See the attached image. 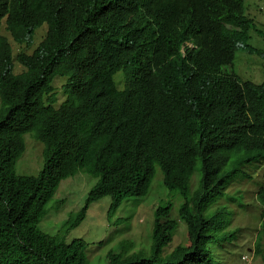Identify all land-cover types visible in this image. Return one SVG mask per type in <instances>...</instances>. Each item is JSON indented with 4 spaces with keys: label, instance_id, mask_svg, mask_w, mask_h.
Wrapping results in <instances>:
<instances>
[{
    "label": "trees",
    "instance_id": "obj_1",
    "mask_svg": "<svg viewBox=\"0 0 264 264\" xmlns=\"http://www.w3.org/2000/svg\"><path fill=\"white\" fill-rule=\"evenodd\" d=\"M1 1L3 11L10 17V31L16 33L27 25L39 27L34 10L22 14L12 0ZM38 1L47 7L53 0ZM235 27L238 29L231 32L232 45L227 52L232 56L240 49L255 53L249 44L252 27L240 21ZM6 43L0 34V264H89V243L82 238L66 243L59 240V234L78 227L90 205L106 196L112 199L109 219L127 199L147 197L159 171L170 192L176 183L188 185L190 178L182 171L195 168L199 159H206L208 154L205 148H199L182 158L188 143L199 132L212 130L218 137L224 135L223 139L234 136L236 152L264 149V108H257L251 117L243 116V122L235 119L226 125V133L219 134L215 74L220 64L215 53L202 62L194 78L193 84L206 92L203 100L187 101L173 82L160 87L154 95V86L147 85L148 99L137 105L140 122L133 124L122 109L136 105L137 99L119 92L102 68L90 64V58L72 42L60 48L52 45L53 54L47 61L55 66L26 77L12 73L13 52L9 45L4 46ZM17 60L24 63V56L20 54ZM58 74L68 77L64 88L72 97L55 110L45 106L44 96L52 91V80ZM148 79L143 71L141 80ZM247 85L251 101L259 102L264 97V86ZM169 103L180 107L166 106ZM117 116L122 121L115 126ZM242 124L252 130L240 128ZM145 128L159 132L144 135ZM29 133L44 144V169L37 176H21L15 171L27 149L25 135ZM80 170L100 178L86 205L75 218L64 221L58 235L44 232L39 225L49 213L51 199L62 181ZM170 204V200L166 202L158 215H165ZM162 236V222L157 218L151 236L152 258L142 249H135L131 238H123L106 256L100 254V264H105L106 259L108 264H164ZM105 244L103 241L98 245ZM167 261L187 264L182 259Z\"/></svg>",
    "mask_w": 264,
    "mask_h": 264
},
{
    "label": "clouds",
    "instance_id": "obj_2",
    "mask_svg": "<svg viewBox=\"0 0 264 264\" xmlns=\"http://www.w3.org/2000/svg\"><path fill=\"white\" fill-rule=\"evenodd\" d=\"M12 5L22 14L25 10H34L33 17L39 22L38 28L27 25L16 33L10 31V17L3 11L0 0V34L7 41L4 46L12 49L14 75L26 77L55 66L47 61L53 47L72 42L90 58V64L102 68L119 92L137 99L136 105L122 109L133 124L140 122L137 105L148 99L147 85L154 86V95L160 87L166 88L168 82H173L187 101L203 100L206 92L193 82L200 65L212 53L220 64L215 74V96L220 104L216 117L219 134L226 133V125L235 119L243 122V116L251 117L257 108H264V97L252 102L247 85L261 87L264 82L243 81L233 69L236 54L243 50H236L233 56L227 52L232 45L231 32L238 29L235 24L239 21L252 27L250 39L252 34L263 36L261 4L257 12L248 8L247 0H53L47 7L38 0H12ZM45 24L47 32H37ZM253 48L256 50L253 54H260ZM20 54L24 56V63L17 60ZM143 71L149 76L147 81L141 80ZM120 72L123 75L115 80ZM59 77L66 79L62 87L53 85ZM67 82V76L54 77L52 91L44 96L46 107L59 110L69 101L72 96L64 88ZM63 94L68 98L59 104L58 96ZM166 106L180 107L172 103ZM121 121L122 117L117 116L115 126ZM241 127L252 130L247 124ZM145 130L144 135L159 132ZM223 136L218 137L212 130L194 135L182 158L205 148L206 159H199L195 168L182 171L190 178L189 184L176 183L173 192L177 196L173 202L170 200L171 208L166 207L165 215H158L165 204L155 212L150 207L154 223L157 218L162 222L164 264L168 259H182L187 264H217L219 257L229 256L236 248L240 250V263L251 264L255 256H261L264 262V149L236 152L232 145L236 138L231 135L223 139ZM238 199L247 204L246 212L236 207ZM230 210L234 215L226 219ZM152 235L153 230L143 239L151 240ZM169 246L172 248L166 251ZM151 248L147 250L141 245L135 249H142L152 258ZM108 263L109 260L105 262Z\"/></svg>",
    "mask_w": 264,
    "mask_h": 264
},
{
    "label": "rangeland",
    "instance_id": "obj_3",
    "mask_svg": "<svg viewBox=\"0 0 264 264\" xmlns=\"http://www.w3.org/2000/svg\"><path fill=\"white\" fill-rule=\"evenodd\" d=\"M260 4L264 8V0H247L248 8L254 9L256 12L260 8ZM260 28H262L263 36L252 34L249 42L260 54L239 51L233 64L234 71L243 81L256 84L264 82V27L260 25ZM44 30L47 32L46 24L39 28L37 32L42 33ZM18 51L19 48L16 49V53ZM120 74L123 75V72L118 73L115 80ZM65 82V78L59 77L55 79L53 85L59 84L62 87ZM119 83L120 87H123V80H120ZM58 98V102L61 104L67 100L68 95H59ZM31 137H33L31 133L25 135L27 149L15 167L16 173L21 176H37L44 169V146ZM194 178L197 179L198 176L196 175ZM97 182V178L81 170L77 175L63 180L48 205L49 213L43 218L39 227L48 234L58 235L57 233L61 231L64 221L75 218L86 205L90 191L96 186ZM175 196H177L176 193L170 192L165 187L163 175L159 171L147 197L127 199L109 220L108 213L112 199L110 196H106L98 202L92 203L86 219L69 233L67 231L60 233L59 240L70 243L74 239L82 238L87 241L90 245L87 254L89 264H100V254L105 256L107 252L112 250L116 241L120 242L123 238H131L135 248L137 246L140 248L142 245L149 250L151 240L148 238L143 239V236L147 233L152 234L154 212L158 206L169 200L173 202ZM57 206L58 209H56ZM150 207H154V212ZM236 207L242 212H246L248 209L247 204L242 199L237 200ZM175 211H177V207H175ZM233 215L234 212L230 210L226 213L225 218L230 219ZM103 241L106 244L99 247L98 243ZM171 248L172 246H169L166 251ZM239 253L240 250L236 248L229 256L219 257L217 264H248L239 262ZM251 264H264V262L261 256H255Z\"/></svg>",
    "mask_w": 264,
    "mask_h": 264
}]
</instances>
